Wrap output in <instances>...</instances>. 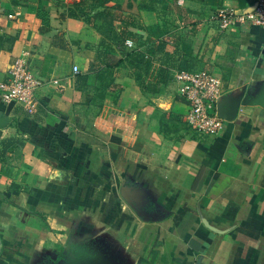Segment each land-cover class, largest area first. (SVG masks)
Here are the masks:
<instances>
[{"label":"crops","instance_id":"1","mask_svg":"<svg viewBox=\"0 0 264 264\" xmlns=\"http://www.w3.org/2000/svg\"><path fill=\"white\" fill-rule=\"evenodd\" d=\"M179 1H204L209 25L164 27L158 5L128 49L164 41L217 75L218 135L191 129L174 80L144 93L128 66L100 104L84 98L73 69L95 59L94 32L56 0H0V81L20 57L43 81L33 113L0 98V264H264V29L213 20L258 0Z\"/></svg>","mask_w":264,"mask_h":264},{"label":"trees","instance_id":"2","mask_svg":"<svg viewBox=\"0 0 264 264\" xmlns=\"http://www.w3.org/2000/svg\"><path fill=\"white\" fill-rule=\"evenodd\" d=\"M48 1V0H47ZM57 1V0H56ZM97 1V0H96ZM120 0H98L96 4L88 5L86 1L74 4L65 12L59 13L61 18L82 21L96 29L100 35L99 42L95 45L96 57L90 61L88 67L75 77L76 90L84 98L92 96V102L101 103L109 92L118 89L117 76L121 68H131V76L144 93L165 94L174 80L173 70L192 71V61L187 57H179L167 51L164 41L155 43L150 41L147 51L138 48L128 49L127 42L138 41V35L130 28H138L137 16L141 11H155L157 6L168 5L167 0H125L122 4L114 2ZM51 2V1H50ZM91 11H87V9ZM170 7H168L169 9ZM123 10L130 13L125 18L116 15L114 10ZM133 15V16H132ZM168 30H163L164 36ZM87 49L92 48L90 45ZM161 56L159 64L155 66L156 56ZM152 70V72H151ZM156 77H153V74ZM151 77V79H150Z\"/></svg>","mask_w":264,"mask_h":264},{"label":"built area","instance_id":"3","mask_svg":"<svg viewBox=\"0 0 264 264\" xmlns=\"http://www.w3.org/2000/svg\"><path fill=\"white\" fill-rule=\"evenodd\" d=\"M213 20L222 31L246 23L264 29V0H258L251 9L244 11L220 8L215 12ZM127 45L131 43L127 42ZM73 70L75 75L81 72L79 66H74ZM174 82L179 95L189 106L187 122L191 129L201 136L221 133L225 124L218 109L224 91L220 78L209 71H177ZM42 86L43 81L28 61L20 57L10 66L7 79L0 81V98L5 104H20L29 113H33Z\"/></svg>","mask_w":264,"mask_h":264},{"label":"rangeland","instance_id":"4","mask_svg":"<svg viewBox=\"0 0 264 264\" xmlns=\"http://www.w3.org/2000/svg\"><path fill=\"white\" fill-rule=\"evenodd\" d=\"M81 1H86L88 5H93V4L98 3L97 2L98 0L97 1L96 0H57L56 3H55L56 5H54V6H55V8L60 9V10L65 12L69 8H71V7L73 8L75 3H78V2H81ZM179 2H180L179 0H177L175 3H173V1H172L171 5L168 4V5H165V6L162 7L163 10L165 12H167V16H166V18L164 20L166 22V23H164V27L165 26L169 27V26H167L168 22L170 24H172L174 22L176 23L178 21L179 17H181V16H182V18L180 20L183 21V23L186 22L187 24H189L193 20H197V21L203 22V25L205 23L204 27H207L209 25V22H208L209 15L211 14V11H213V10H210V8H208L205 5L204 1H200L199 3H197V5H191L192 7L189 6L190 3H188V4H186V3L185 4L184 3L179 4ZM117 3L122 4L124 6L125 0H120L119 2H114V3L110 4V6L115 5ZM195 6H196V10H198V11L200 10L199 11L201 13L200 16H197V15L192 16L191 14L187 13L190 10L194 11L195 10L194 9ZM168 7H170V8L168 9ZM87 11H91V9L89 8V9H87ZM114 13L116 15H118L119 17H120V15H122V17H125V18H127L130 15L129 12L123 11V10L121 11V10H118V9L114 10ZM172 21H174V22H172ZM80 22H82V21H80ZM206 22H207V24H206ZM86 26H88V25H86ZM88 27L94 32L95 37L97 38V41L99 42L100 35H99L98 31L96 29H94L93 27H91V26H88ZM130 43H131V45H133V46L135 45L136 46V44L138 45V43H141V41L139 39L138 43H134V42H130ZM151 72H152V70H151ZM156 74L157 73H154L153 77H156ZM150 79H151V77H150ZM60 259H62V258H60Z\"/></svg>","mask_w":264,"mask_h":264}]
</instances>
